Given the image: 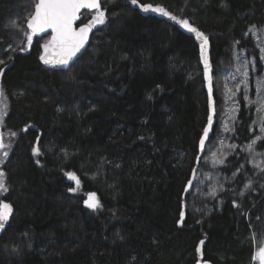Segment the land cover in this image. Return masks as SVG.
Masks as SVG:
<instances>
[{
	"label": "trees",
	"instance_id": "1",
	"mask_svg": "<svg viewBox=\"0 0 264 264\" xmlns=\"http://www.w3.org/2000/svg\"><path fill=\"white\" fill-rule=\"evenodd\" d=\"M29 1L0 0L4 129L16 133L2 169L12 213L0 230V264H197L202 240V262L254 264L264 246V172L231 156L218 169L230 185L197 212L187 198L208 116L216 133L224 113L222 71L235 50L259 60L247 33L264 26V0H101L105 22L66 71L40 65L48 36H34L26 51L6 49L17 39L5 25ZM143 4L207 36L211 108L200 43ZM236 103L231 142L242 147L254 113ZM255 149L264 154L259 141ZM68 173L79 179L75 192ZM90 193L98 211L84 205Z\"/></svg>",
	"mask_w": 264,
	"mask_h": 264
},
{
	"label": "rangeland",
	"instance_id": "2",
	"mask_svg": "<svg viewBox=\"0 0 264 264\" xmlns=\"http://www.w3.org/2000/svg\"><path fill=\"white\" fill-rule=\"evenodd\" d=\"M33 0L29 1L27 5H24V11L18 16L12 19L10 22L6 23V27L9 30H13V35H15L17 42L14 44L9 43L6 46V49L17 48L20 51H26L28 49V41L26 39V35L29 30L26 29L25 23L27 18L31 15L33 11ZM149 11H142L145 14H149ZM96 13H92L86 17V24L91 21L92 17ZM13 21L16 22V26H13ZM173 23L179 25L176 20L172 21ZM248 36L253 39L256 50L258 51L259 60L257 62L254 61L253 58L249 57L250 55L246 54V51L235 50L231 55L232 67L227 70H223L221 73V79L224 85V107H223V116L218 123V132H214L213 126L210 127V133L205 142L204 149L200 151V166H198V170L196 171L195 179L192 183V188L190 190V195L187 198L188 203H191V209L197 212L201 210L199 207L207 206V204L214 198L211 194L213 190H215V195L219 192H222L225 187L232 183L233 177L223 176L218 172V169L223 167L227 159L231 156L236 155L237 158L241 157L243 159L242 167H249L252 172L256 175L261 172L259 168L255 166L256 162L264 161V154L256 151L254 146V151L249 152L248 146L256 140L257 137H264V131L261 129L264 128L259 122V117L257 113V106L254 101H258L264 96V89L259 87V82L264 80V60L261 59L264 56V52L261 49H264V26L260 28H255L254 32L248 31ZM34 38V37H33ZM47 38L42 41L45 43ZM41 43V44H42ZM207 54V52H206ZM208 59V54H207ZM209 63V60H208ZM253 63V64H252ZM246 65L248 76L245 77L242 75V71L244 70V66ZM203 67H205L203 62ZM240 69V71H237ZM253 77V78H252ZM242 81H246L243 83ZM1 90V88H0ZM238 96L245 100V96H247L246 104L253 109L254 113V123L252 125L253 136L250 141L242 147H237L235 143L231 142V136L233 132V126L236 122V113L238 110L236 100H238ZM8 108V100L3 92V95L0 96V110H3L7 114ZM3 123L0 124V134H3V139L5 144L11 145V135L10 132L4 129V118ZM234 117V119H232ZM230 129L229 131H225V126ZM233 145L234 147H229ZM6 150L8 151V157L3 158L2 152ZM0 150V171H2L5 163L7 162L9 155L12 150V145L10 148ZM226 154L224 159V164H216L214 159L220 158V154ZM37 157V156H35ZM75 188L78 189L77 184L75 183ZM7 193V192H6ZM6 193L0 194V201L6 195ZM89 195H84V205L85 201H87ZM96 200L98 201L97 197ZM87 207V206H86ZM88 208V207H87ZM98 207L91 211H98ZM10 217V216H9ZM9 220V219H8ZM257 252V251H256ZM254 264H259V260H253Z\"/></svg>",
	"mask_w": 264,
	"mask_h": 264
},
{
	"label": "snow or ice",
	"instance_id": "3",
	"mask_svg": "<svg viewBox=\"0 0 264 264\" xmlns=\"http://www.w3.org/2000/svg\"><path fill=\"white\" fill-rule=\"evenodd\" d=\"M133 5L138 3V0H131ZM143 11H153L159 12L164 16H169L171 19L176 20L181 24L182 27L186 28L189 32L196 34L197 39L201 40V59L205 65V79L210 80L209 76V63L207 59L206 49L208 38L202 32L198 31L195 27L189 24L187 19H178L176 16L172 15L162 7H153L148 4L141 5ZM33 11L31 15L27 18V29L29 30L26 39L29 44H31L33 36L38 33L49 32L51 33L50 39L42 46L44 53L40 56V59L45 64H59L67 65L70 60L84 47L85 42L88 39V34L98 24H103L105 22V13L101 10V5L99 0H36L33 5ZM81 9L95 10V15L92 17L89 23L84 24L81 27H73L74 23L79 19V13ZM13 26H16V22L13 21ZM250 32L255 31V26L250 28ZM264 52V49H261ZM52 58H49V57ZM264 60V56L261 57ZM3 69H0L2 72ZM237 71H240L238 69ZM242 75L247 77L248 71L246 65L242 71ZM246 83V81H242ZM259 87L264 89V80L259 82ZM212 89L211 84L209 85V106L212 107ZM3 95V91L0 90V96ZM247 96L245 100L247 101ZM253 103L257 106V113L259 117V122L264 125V96L260 100L254 101ZM6 113L0 110V124L3 123V117ZM234 119V117H232ZM213 123V115L210 112L208 116V125L203 129V135L200 138L199 145L201 149L205 147V141L208 139L210 127ZM230 129L225 126V131ZM264 131V128L261 129ZM11 136H15L16 133H10ZM260 142V146L264 147V137H257L249 146V152L254 151V146L257 142ZM10 144H5L3 139V134H0V150L10 148ZM229 147H234L230 145ZM40 149L38 147H33V155H40ZM3 158L8 157V151L4 150L2 152ZM226 154H220V158L214 159L216 164H224ZM2 162V160H0ZM38 162V161H37ZM255 166L264 172V161H259L255 163ZM69 179L74 180L79 186V179L73 173L67 174ZM192 181H189V186H191ZM249 185H245L248 188ZM76 188H69L70 192H75ZM187 191V188L185 189ZM8 192V188L5 183V173L0 171V194ZM215 196V190L211 193ZM243 195V193H241ZM88 208L95 210L98 207V201L96 200L95 193H90L89 198L85 201ZM12 213L11 205L0 201V230L5 228L8 222L9 216ZM184 211H180V220L177 223H181L184 220ZM201 245L204 243L202 240ZM197 253L201 252L200 247L196 248ZM254 260H259V264H264V246H260L259 250L253 256Z\"/></svg>",
	"mask_w": 264,
	"mask_h": 264
},
{
	"label": "water",
	"instance_id": "4",
	"mask_svg": "<svg viewBox=\"0 0 264 264\" xmlns=\"http://www.w3.org/2000/svg\"><path fill=\"white\" fill-rule=\"evenodd\" d=\"M100 1H101V0H99V2H100ZM130 5L132 6L133 4L130 3ZM33 10H34V9H33ZM91 11H93V10H89V9H81V10H80V13L78 14V15H79V19L74 23L73 27L78 28V27L83 26V25L78 26L79 22L81 21V15H82V13H84V12H91ZM151 15H153V16H157V17H159V18L167 17V16L162 15L161 13L153 12V11H151ZM25 25H26V28H27V23H25ZM179 30H180V31H183V32H186V33H188V34L194 36L195 40H196L197 42H199L200 45H201L202 41L199 40V39H197L195 33H193V32H189L186 28L182 27L181 24L179 25ZM93 31H94V27H93L92 30L89 32V34H88V39H87V41L85 42L84 47H82V48L80 49V51L76 53V55L72 58V60L69 61V63H68L67 65L45 64V63L40 59V56L44 53V49H43L42 46H43L45 43L42 44L41 47H40V55H39V58H38V61H39L40 65L43 66L44 68H47V69H50V70H55V71H66V70H68L73 64L76 63V61H77V60L83 55V53H84V52L86 51V49L88 48L89 43H90L91 34L93 33ZM50 35H51V33H50V31H49V32L38 33V34H35L34 36H37V37L49 36V38H48V40H49V39H50ZM34 36H33V37H34ZM48 40H47V41H48ZM49 58H52V57L50 56ZM210 84H211V81L208 80L207 83H206V92H207V95H208V99H209V85H210ZM200 246H201V243H200L199 247H200ZM198 258H199V261H198L197 264H209V263L202 262V253H201V252L198 253Z\"/></svg>",
	"mask_w": 264,
	"mask_h": 264
},
{
	"label": "bare ground",
	"instance_id": "5",
	"mask_svg": "<svg viewBox=\"0 0 264 264\" xmlns=\"http://www.w3.org/2000/svg\"><path fill=\"white\" fill-rule=\"evenodd\" d=\"M253 64V63H252ZM253 78V77H252ZM38 141V140H37Z\"/></svg>",
	"mask_w": 264,
	"mask_h": 264
},
{
	"label": "flooded vegetation",
	"instance_id": "6",
	"mask_svg": "<svg viewBox=\"0 0 264 264\" xmlns=\"http://www.w3.org/2000/svg\"><path fill=\"white\" fill-rule=\"evenodd\" d=\"M1 198V197H0ZM2 201V200H1Z\"/></svg>",
	"mask_w": 264,
	"mask_h": 264
}]
</instances>
